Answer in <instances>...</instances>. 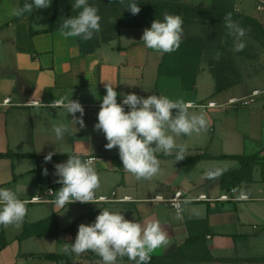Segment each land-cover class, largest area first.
<instances>
[{
	"label": "crops",
	"instance_id": "0c3cea01",
	"mask_svg": "<svg viewBox=\"0 0 264 264\" xmlns=\"http://www.w3.org/2000/svg\"><path fill=\"white\" fill-rule=\"evenodd\" d=\"M191 1L196 7L213 3ZM236 1L249 16L264 11V0ZM21 5L22 0H0V187L15 190L28 202V212L19 227L0 226V264H101V258L92 251L69 256L61 249L65 243L74 242L80 224L92 223L104 208L120 211L129 220L160 221L169 243L154 252V257L173 254L190 238H199L214 264L263 258L264 106L260 95L246 108L208 107L212 102H228L223 92H216V81L199 72L195 87L185 89L182 77L160 74L166 53L148 49L141 41L144 29L150 27L122 28L116 40L84 53L78 37L65 38L60 26L41 14L15 22L11 9ZM106 84L118 94L135 92L147 97L155 93L191 102L189 112L206 113L209 127L199 134L176 137L178 144L188 145L185 158L177 161L175 152L157 153L160 173L137 180L124 171L118 148L107 149L103 132L94 128ZM254 91L261 92L252 89L250 93L240 92L238 97L235 90L228 100L250 98ZM64 96L83 105L84 126L72 122L63 107H49ZM117 100L120 102L122 96ZM61 123L69 130L58 139L53 126ZM50 152L55 153L52 160L45 161ZM71 154H79L84 160L97 158L92 166L101 184L95 202L77 201L60 208L54 204L56 192L62 187L56 183L54 165L66 162ZM231 156H258L252 179L247 177L248 181L241 184L236 181L234 173L242 169V164L226 159ZM45 168L48 175H44ZM217 169L219 174L209 175ZM231 189L248 194L252 201L217 200ZM177 192L186 199L207 196L217 201H185L177 218L178 210L161 200H170ZM35 197L52 202H31ZM50 218L56 222L49 221L43 230L26 232ZM197 244L193 242L192 246ZM240 244L245 247L236 257L223 253ZM48 254L60 259H47ZM126 257L118 259L117 264H135Z\"/></svg>",
	"mask_w": 264,
	"mask_h": 264
},
{
	"label": "clouds",
	"instance_id": "9594fccd",
	"mask_svg": "<svg viewBox=\"0 0 264 264\" xmlns=\"http://www.w3.org/2000/svg\"><path fill=\"white\" fill-rule=\"evenodd\" d=\"M72 3L78 12L63 18L59 31L65 38L93 39L101 27L99 9L90 0H72ZM120 3L133 15L141 11L139 0H120ZM50 4L51 0H24L23 6L12 8L10 15L21 18ZM183 24L181 16L165 12L162 19L154 20L150 28L144 29L141 41L146 48L161 55L175 52L182 43ZM224 24L229 35L234 37L233 51H243L248 30L233 19L232 13L226 14ZM105 87L106 95L102 98L94 128L103 132L108 141L105 145L107 149L118 148L124 171L134 175L137 180L151 179L160 173L157 153L172 155L175 152L177 161L185 158L188 145L178 144L176 137L199 134L209 127L206 113L189 112L191 102L173 100L167 95L155 93L147 97L135 92L118 94L111 84ZM118 95L122 96L120 102ZM49 107H63L67 114H71L72 122L84 126V107L79 100L64 96L54 100ZM76 113H80V116ZM53 130L56 137L62 139L69 129L61 123L54 125ZM54 154L50 152L45 161H51ZM54 168L53 174L58 177L56 183L62 185L56 192L55 206L63 208L77 201L95 202L101 179L91 160L71 154L66 162L56 163ZM217 174L219 169L209 173L210 176ZM44 175H48L47 168ZM27 203L12 188L0 187V226L19 227L27 215ZM176 207L180 209L181 205L177 204ZM168 243V233L160 221L147 220L142 223L136 219L129 220L120 211L104 208L92 223L80 224L74 242L65 243L61 250L69 256L92 251L101 258V264H117L118 259L125 256L135 264H150L152 254Z\"/></svg>",
	"mask_w": 264,
	"mask_h": 264
},
{
	"label": "rangeland",
	"instance_id": "374dc122",
	"mask_svg": "<svg viewBox=\"0 0 264 264\" xmlns=\"http://www.w3.org/2000/svg\"><path fill=\"white\" fill-rule=\"evenodd\" d=\"M191 1V0H190ZM192 0L191 2H193ZM24 3V0H23ZM22 3V6H23ZM90 3L96 6L99 9V15L102 16H112V14L116 13L118 9V5L114 3H107L103 0H90ZM181 3L187 6L191 5L188 0H181ZM200 7H211L214 10L219 11L221 14H228L232 13L233 16H246L245 19H238L237 17L233 18L235 21L239 22L241 26L247 29V35L244 38L246 40V47L241 52H234L233 51V44H234V37L229 35L227 28L224 24V18L221 21H214L218 19V17H200L198 18L195 15L189 16H181L184 24V33L183 37L186 39V49H187V59L189 63H195V48L199 47L198 42L195 37L201 38L205 44V46L216 47L219 48L215 49H207L203 50L202 55L200 56L199 61V72H205L204 77H208L209 79L213 80L215 83V78L213 74L214 68L218 64H223L227 67V78L230 79L232 83V87L230 90L224 91V100L228 101L229 96L236 95L240 97L243 92L246 94L247 92H251L252 89L260 90L258 91L260 94V101L261 105L264 106V35L260 27L264 31V11L262 13L254 14L255 17L249 16L248 12L242 10L240 4L237 3L236 0H213L212 5L210 6H200ZM122 10V8H121ZM78 10L73 8L72 0H51V4L47 8H41L33 11L32 14H41L44 17L48 18L50 21L54 22L53 24H58L61 26L63 22V18H69L73 15H76ZM142 16V13H140ZM111 20L118 22L119 17H110ZM250 18V19H248ZM252 18V19H251ZM155 19H152L148 23L147 26L144 27H151V23ZM250 20H253L250 21ZM256 22L257 24H255ZM122 29V28H121ZM94 35L93 39L88 40L89 43L94 42L96 35ZM79 39V37H78ZM198 72V74H199ZM218 132V131H217ZM216 132V135H218ZM213 133H210L212 135ZM257 205L262 206L263 203H255ZM234 216V213L233 215ZM250 230H255L250 227ZM232 247V246H231ZM245 246L240 244L233 248H227L223 251L226 255L235 256L242 253L241 249ZM222 251H220L221 253ZM209 250L207 249L206 245L202 242L198 243L196 246L189 245L185 252L181 255L179 259L185 260V258L192 259V257L206 259L204 257L210 256ZM210 261L201 260L199 263L201 264H214V259ZM258 258V259H257ZM254 260H239L236 262H223L224 264H264V256L263 258L257 257ZM263 259V260H261ZM180 260V261H182ZM195 263H198L194 261ZM188 263H193L188 262ZM186 263V264H188ZM222 263V264H223ZM171 264V262H170ZM174 264V263H172Z\"/></svg>",
	"mask_w": 264,
	"mask_h": 264
},
{
	"label": "trees",
	"instance_id": "16d2710c",
	"mask_svg": "<svg viewBox=\"0 0 264 264\" xmlns=\"http://www.w3.org/2000/svg\"><path fill=\"white\" fill-rule=\"evenodd\" d=\"M107 3H114L118 5L117 14L114 13L112 16H102L100 20V30L98 34L96 35V38L94 42L89 43L88 41H84L79 38L80 46L84 53H92L95 52L97 49L101 48L103 45H106L114 40H116L119 36V32L121 28H138V27H144L147 26L146 23L151 21L152 19H162L163 14L165 12L179 15V16H189V15H195L198 18L200 17H218V19H215L214 21H221L222 18H224L226 15L221 14L219 11L212 9L211 7H196V6H187L181 3V0H139V7L141 8V11L133 15L130 10L124 8V6L120 3V0H103ZM23 3V0H22ZM22 6V5H21ZM122 8V10H121ZM140 13H142V16H140ZM27 15L32 14H25L24 17ZM119 17L118 22H115L114 20H111L110 17ZM24 17L21 18H15V22L20 21ZM237 17L238 19H245L244 16H233V18ZM250 19V18H248ZM252 19V18H251ZM253 22V20H250ZM257 24L256 22H254ZM257 26L261 29L263 35L264 31L260 27L259 24ZM33 34V32H32ZM193 39H196V41L199 44L198 48H195L193 52L196 51L195 55V63H189L187 59V49H186V39L182 38V43L178 50L171 53H166V56L164 57L161 65H160V74L162 75H169V76H180L183 79V85L185 89H192L196 85V78L199 72V59L202 55L203 50L212 49V48H219V46L216 47H208L205 46L203 43L204 41L199 38L195 37ZM227 67L223 64H218L214 70V78L216 81V92L222 93L230 88H232V83L230 82V79L227 78ZM22 158L29 157V155H20ZM226 159H232L237 160L242 164V169L236 173H234L236 181L241 184L244 182H247V177L252 179V171L253 167L256 164V161L259 160L258 156H231L226 157ZM250 181V180H249ZM51 221L56 222V219L50 218L47 221L40 222L36 225L31 226L28 228L27 231H38L43 230ZM195 239V240H194ZM192 240V241H191ZM199 238H190L189 242L179 248L176 252L173 254L164 256V257H154L152 256V259L150 261V264H186L188 262H199L201 260L210 261L212 258L211 256L204 257L206 259L202 258H196L192 257V259L185 258V260L179 259L181 255L185 252L187 247L189 245H192L193 242L200 243L198 241ZM47 259L51 260H59L60 257L55 254H48L45 256ZM128 259V257H126ZM129 260V259H128ZM182 260V261H180ZM131 261V260H129ZM134 262V261H132ZM135 263V262H134Z\"/></svg>",
	"mask_w": 264,
	"mask_h": 264
},
{
	"label": "built area",
	"instance_id": "2783aa9c",
	"mask_svg": "<svg viewBox=\"0 0 264 264\" xmlns=\"http://www.w3.org/2000/svg\"><path fill=\"white\" fill-rule=\"evenodd\" d=\"M260 94L258 93V91H254L251 95L250 98H232L229 99L228 102L226 104H221V105H217V103L212 102L208 104V107L211 108H216V107H220L223 108L224 106H227L229 108H246L251 106L254 102L255 96H259ZM87 160H91L92 164L97 161V158L95 157H89ZM49 195H54V191L50 190L49 191ZM242 197H246V198H242ZM162 201H166L169 202L176 210L180 211L182 208V203L185 201H205V202H215V201H222V202H249L252 201V198L244 193L241 192L237 189H231L230 191L226 192L225 194H223L222 196H220L217 200H212L207 198V196H200L197 199H186L183 197V194L181 192H177L175 194V196L170 199V200H163L161 198ZM31 202L33 203H42V202H52L50 199H44L42 197H35L31 200ZM180 204L181 207L180 209H177L176 205Z\"/></svg>",
	"mask_w": 264,
	"mask_h": 264
}]
</instances>
